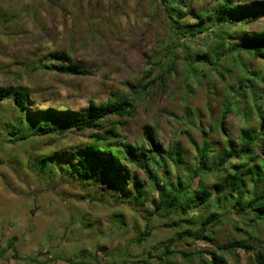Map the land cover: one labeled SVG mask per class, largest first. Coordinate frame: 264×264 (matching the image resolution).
Wrapping results in <instances>:
<instances>
[{"label":"rangeland","instance_id":"1","mask_svg":"<svg viewBox=\"0 0 264 264\" xmlns=\"http://www.w3.org/2000/svg\"><path fill=\"white\" fill-rule=\"evenodd\" d=\"M176 1L185 13L189 8L210 9L215 2ZM170 11L158 0H0V86L25 89L29 107L38 111L77 110L111 97H125L133 104L131 115L106 116L100 128L9 142L4 139L11 137L6 132L16 110L9 98L0 101V247L11 238L17 254L13 258L8 250L0 264H210L207 250L231 239H244L254 250L217 249L226 264H258L254 251L264 264V210L239 212L228 190L207 208L220 214L219 220L205 224L212 240L196 236L206 214L203 207L187 214L154 211L157 194L145 169L151 161L144 167L138 164L153 148L142 125L154 127L168 176L189 177L192 190L202 182L213 197L217 191L212 183L222 170H209L212 160L224 158L230 145L238 147L241 130H256L252 97L264 106V82L249 72L264 74V60L246 51L237 56L224 47L216 63L208 62V55L202 56L208 54V39L203 34L183 37L172 28ZM181 21L190 25L194 18L185 14ZM262 23L264 17L243 30L256 31ZM239 25L231 19L230 31ZM234 38L232 33L226 39ZM60 51L87 73L39 67ZM228 101L232 104L227 111ZM111 126L118 132L109 133L113 141L133 145L131 161L125 156L123 163L129 179L136 176L140 181L146 198L142 204L135 200L131 182L116 192L106 181L82 182L64 163H50L45 173L37 168L42 154L57 150L64 159L71 148L81 147L90 131ZM174 146L179 165L169 155ZM202 149L208 155L206 168ZM248 154L228 157L225 166L230 171L251 169V188L250 179L264 180V161L245 159ZM152 168L163 176L161 169ZM186 229L191 233L182 232Z\"/></svg>","mask_w":264,"mask_h":264},{"label":"trees","instance_id":"2","mask_svg":"<svg viewBox=\"0 0 264 264\" xmlns=\"http://www.w3.org/2000/svg\"><path fill=\"white\" fill-rule=\"evenodd\" d=\"M242 0H215L210 9L202 8L201 11L195 12L191 8L187 13L181 10L177 5L176 0H158L161 5L166 6L171 10L169 12L171 26L180 32L183 37L196 36L203 34V38L208 39V62L216 63L223 54V48L227 52L239 53L242 51L248 52L255 58L264 60V23L256 31L246 32L244 26L249 22H261L264 17V0H252L247 3H241ZM181 2V0H179ZM185 14L194 18V23L184 25L182 18ZM231 19L240 21V25L231 30ZM217 27L219 31L213 30ZM234 33L235 38L232 41L227 40V37ZM213 42V45H211ZM196 55L191 56L192 60H196ZM55 60V63H53ZM161 64V62H160ZM39 67H50L52 70L59 71L65 74L84 75L87 73L85 67L75 61L68 53L60 51L48 55ZM163 72V68L161 69ZM254 74L255 78L264 82V74ZM9 98L13 108L16 110L15 120L11 127L7 130V137L4 140L15 142L18 140H26L30 136H46L59 135L70 129L89 130L92 128H100L102 120L106 116H125L133 113V104L125 97H111L99 103L90 101L88 106L77 110L69 108H61L55 110L51 107L46 110H32L29 107V99L25 89L16 87L0 86V101ZM258 126L256 130L243 129L239 133L238 147L230 145L227 154L221 160H212L209 170L221 169L218 180L212 183L213 188L217 191L216 196H211V188L206 184L200 183L197 189H190L189 177H183L177 173L173 177L168 176L169 171L165 159L161 155L159 147L155 142L154 127L150 124L142 125V134L145 139L153 146L152 153L141 157L139 165L145 166L148 161H151L152 166L161 169L163 176L159 177L154 173L152 166L146 167V172L149 175L153 189L156 191L157 198L153 206L154 211H163L164 214L172 213L187 214L191 208L205 209L206 214L200 219V229L196 232V236L212 240V237L205 233V224L212 220H219L220 214L214 209L207 208L212 204H217L219 201V193L228 190L233 195V205H236L238 211L243 209H259L264 210V180L261 178L250 179L251 188H248L247 176H250L251 169H242L230 171L225 166V161L228 157L241 156L248 152V156L258 158L259 161H264V106L258 102V97L253 96ZM232 103H226L225 110H229ZM111 135H116L118 132L114 126L105 129L104 131H90L87 139L78 149L71 148L70 152L62 159L59 151L44 153L36 161V166L41 172H47V166L52 163H64L69 169L70 174L75 175L82 180L88 182L91 180L106 181L107 185L116 192L123 190L127 182H131L135 188V200L142 204L146 199L144 190L140 185L138 177L134 176L129 179L128 169L123 163L125 156L131 161L133 145L126 141H113ZM230 142H232L230 140ZM177 146L169 152V155L175 165H179L181 159L177 156ZM259 151L261 157L256 154ZM202 165L205 166L207 159V151H200ZM258 156V157H257ZM243 159V158H242ZM234 163L235 167L239 165ZM233 165V163H230ZM231 165V166H232ZM250 178V177H249ZM189 222V219H185ZM183 233H191L189 229L182 231ZM141 237H137L139 241ZM241 248L244 250H254L253 246L244 239H231L222 244H216L215 249L207 250L209 254L210 264H226L224 257L217 249ZM8 250L11 251L13 258L17 257L16 248L12 239H8L5 246L0 247V256ZM183 253V251H180ZM255 260L258 264H263L262 256L254 251ZM68 263H79L70 258H63ZM166 264H174L171 261Z\"/></svg>","mask_w":264,"mask_h":264}]
</instances>
